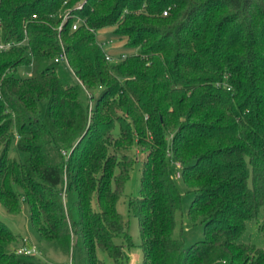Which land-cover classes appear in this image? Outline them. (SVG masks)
<instances>
[{
  "label": "trees",
  "instance_id": "16d2710c",
  "mask_svg": "<svg viewBox=\"0 0 264 264\" xmlns=\"http://www.w3.org/2000/svg\"><path fill=\"white\" fill-rule=\"evenodd\" d=\"M107 27L136 51L107 60ZM0 35L24 42L0 51L9 214L27 204L39 238L76 264H105L99 250L124 264L115 238L134 244L118 204L137 151L141 264H264V248L239 241L264 210V0H0ZM175 163L204 229L188 246ZM22 238L0 219V264H47L12 249Z\"/></svg>",
  "mask_w": 264,
  "mask_h": 264
},
{
  "label": "rangeland",
  "instance_id": "374dc122",
  "mask_svg": "<svg viewBox=\"0 0 264 264\" xmlns=\"http://www.w3.org/2000/svg\"><path fill=\"white\" fill-rule=\"evenodd\" d=\"M97 34L104 50L112 55L126 52L134 53L136 51L125 46L127 38L116 35L113 27L101 29L97 32ZM61 69L64 70L63 65H61ZM31 71V67H24L19 70V74L28 76L31 74ZM45 107L46 103L43 102V115L45 114ZM11 154L21 160L24 159V155L16 149H13ZM136 154L137 160L131 171L130 178L126 182L125 193L118 204V209L127 224V232L134 244L131 247L128 246L125 234H121L115 238V242L117 244L125 246L127 258L124 264H141L143 260V249L141 247L142 236L140 232L139 220L130 208V199L139 194L141 185L143 154L138 153L137 151ZM171 170L182 195V208L179 215V229H182V237L185 245L188 246L195 241L204 238L203 224L199 221L194 222L189 218V207L194 197V193L188 189L183 179L178 177L177 173L181 170L180 166L175 163L172 165ZM263 218L264 210H261L257 218L247 220L246 229L241 235L239 241L255 245L259 248H264V234L260 229V223ZM0 219L4 221L16 234L23 237L18 243L12 244V249L17 250L22 247L25 244V239L27 238L32 246H36L38 251L37 254L40 255L47 262V264H76V261L73 260L71 256H67L56 250L51 242L39 238L37 233L29 224V208L27 204H22V210L19 214L12 215L9 214L5 207L0 203ZM98 255L105 262V264H118L116 260L106 251L99 250Z\"/></svg>",
  "mask_w": 264,
  "mask_h": 264
},
{
  "label": "built area",
  "instance_id": "2783aa9c",
  "mask_svg": "<svg viewBox=\"0 0 264 264\" xmlns=\"http://www.w3.org/2000/svg\"><path fill=\"white\" fill-rule=\"evenodd\" d=\"M79 8H82V6H79ZM168 13H169V10L168 9L165 10V11H163V14L164 15H167ZM81 22H82L81 19H77L76 22L73 25V29H77L79 27V25H80ZM23 44H24V42L3 41L1 39V35H0V51H6V50H8V49H10L12 47L20 46V45H23ZM121 57L122 58H125L126 57V54L123 53L121 55ZM106 58L109 61H114V60L118 59L119 56H115V55H112L109 52H107ZM56 60L57 61H62V62H65V63L68 64V58H67V54H66L65 50H63V52L60 54V56ZM177 164H178V166L181 167V164L180 163H177ZM177 175H178V177H180V172H178ZM17 252L19 254H36L38 251H37L36 246H32L30 244L29 239L26 238L25 239V244L22 247L18 248L17 249Z\"/></svg>",
  "mask_w": 264,
  "mask_h": 264
}]
</instances>
